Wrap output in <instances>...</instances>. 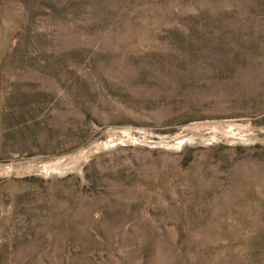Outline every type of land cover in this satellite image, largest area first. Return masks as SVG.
Segmentation results:
<instances>
[{
	"label": "rangeland",
	"instance_id": "obj_1",
	"mask_svg": "<svg viewBox=\"0 0 264 264\" xmlns=\"http://www.w3.org/2000/svg\"><path fill=\"white\" fill-rule=\"evenodd\" d=\"M0 264H264V0H0Z\"/></svg>",
	"mask_w": 264,
	"mask_h": 264
}]
</instances>
